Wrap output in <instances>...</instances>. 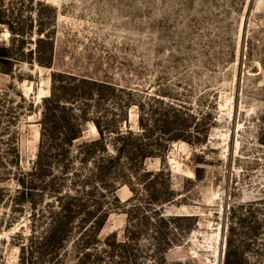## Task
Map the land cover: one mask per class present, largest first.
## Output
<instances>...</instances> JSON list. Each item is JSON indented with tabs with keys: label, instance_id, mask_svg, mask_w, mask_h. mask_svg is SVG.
<instances>
[{
	"label": "rangeland",
	"instance_id": "374dc122",
	"mask_svg": "<svg viewBox=\"0 0 264 264\" xmlns=\"http://www.w3.org/2000/svg\"><path fill=\"white\" fill-rule=\"evenodd\" d=\"M0 2V48L11 56L0 59V194L7 195L0 199V264H52L30 235L51 218L63 224L52 245L58 251L63 241L56 264L83 257L58 201L73 189V167L84 175L89 164L75 148L58 149L52 131L41 137L53 72L61 73L57 88L75 77L102 81L90 86L112 126L142 130L136 103L154 118L173 103L182 106L179 122L191 136L163 141L154 128L137 142L162 144L160 152L131 165L120 160L105 170L104 184L93 179V197L107 208L100 239L123 241L130 219L139 232L133 245L116 243L115 255L86 256L83 264H162L154 237L170 240L169 264H264V0ZM5 22L21 34L13 37ZM82 133L98 137L91 119ZM40 145L44 170L31 178ZM162 168L154 178L144 173ZM155 207L172 216L170 225L156 222Z\"/></svg>",
	"mask_w": 264,
	"mask_h": 264
},
{
	"label": "trees",
	"instance_id": "16d2710c",
	"mask_svg": "<svg viewBox=\"0 0 264 264\" xmlns=\"http://www.w3.org/2000/svg\"><path fill=\"white\" fill-rule=\"evenodd\" d=\"M0 5L2 7L1 9H3L5 3L0 2ZM5 23L11 33L14 34L13 37L15 34H21V29L17 24L10 22ZM0 59L4 63H8L11 59L5 47L3 49L0 48ZM59 75H61L60 72H53L51 74V93L44 99L42 111L41 137L45 138V136L47 134L49 135L52 131V142L55 139L60 142L57 147L58 149L59 146L65 149L68 148L69 150L71 147L75 148L74 155L78 157L82 163L86 162L89 165L84 175L82 174L84 169L76 166L73 167L71 172V184L73 189L67 194L65 202L59 199L58 205L60 210L65 208V211L68 212L67 225L74 228L76 232L79 233L76 240L82 248L81 254L84 258L91 255L96 257H101V255L105 256V254L112 256L119 250L116 248V243H119V246L122 247L133 245L131 243H134L135 237L138 235L139 231L130 219L126 228L127 235L123 241L116 242L115 240L109 242L100 239L99 230L106 218L107 208L102 205L99 199L93 197L94 188L97 187L93 183V179H98L100 183L104 184L102 175L105 170L112 166H116L120 160L125 158L126 163L131 165L135 159H144L149 155L160 152V145L162 144L155 145L154 143L145 142L144 145L142 142H137L145 138L154 128L160 129L161 135L159 139L163 141L181 138L190 141L191 136L185 135V128L183 124L179 122L182 120L180 118L182 106H176L173 103H164V105H162L164 112L162 114L159 113L160 115L157 118H154V112H152V114L151 112L147 113L144 111V107L140 102L136 103L139 109L138 121L142 130L135 131L132 128L121 129L119 124L112 126L110 120L105 118L107 115L97 110L94 104L95 93L90 84H104L102 81L93 78L75 77L72 83L61 84L57 88L56 77ZM77 89L80 90L81 96L84 97L83 100H77L74 96H71V93H75L74 91ZM132 101L131 98H127L126 105L130 104ZM121 113L122 110L118 114H113L115 119L123 115ZM88 119H91L96 126L98 137L85 140L82 137V124ZM147 120H151V124L147 123ZM108 141L111 142L113 150L109 149ZM64 148H61V150L65 151ZM41 149L42 146L40 145L37 163L28 171L31 178H33L34 175L38 176V174L44 170L39 167V160L42 159ZM14 151V157L18 159L19 151L16 148ZM0 164H2V162ZM28 173L21 172L20 175H26ZM88 173H90V175ZM144 173L154 178L159 174H165V169H159L158 172L144 170ZM5 174V170H2L0 167V179H2ZM32 183L31 180L30 184ZM2 190L5 191L4 187L0 185V191ZM16 192L18 194L20 193L19 190ZM2 195L5 196V192H3ZM2 195L0 194V199ZM8 196L11 197V194ZM154 212L156 222L161 221L170 225L172 216L163 214L160 208H156ZM143 217L147 220L148 215ZM61 225L63 226L58 219L52 221L51 218L39 236L34 235L33 237V233L30 234L32 236V244L37 241L38 244L41 245V249L44 248L46 251H50L52 257L50 258V262H52V264H56L63 255V252H59V248L62 247L63 241H61V244H57L59 245L58 251H56V246L54 248L55 251L52 249V245L54 246L55 241L58 243V240H60L58 232ZM158 233L159 229L155 231L156 235ZM18 234L19 233H17L16 236H18ZM154 238L156 241L152 245V251H154L156 257L159 256V258L163 259L162 264H169L165 257V252L167 250L166 248H168L171 243L170 240L158 242L157 237ZM21 242L20 246L23 251L27 243ZM100 242H103V244ZM32 246L33 245L30 247L32 248ZM228 251H230V243ZM78 257V264H83V257Z\"/></svg>",
	"mask_w": 264,
	"mask_h": 264
}]
</instances>
